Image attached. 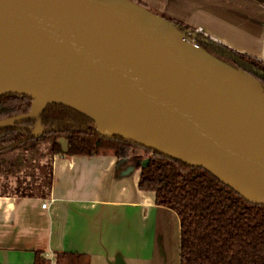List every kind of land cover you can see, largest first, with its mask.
<instances>
[{
  "label": "water",
  "instance_id": "obj_1",
  "mask_svg": "<svg viewBox=\"0 0 264 264\" xmlns=\"http://www.w3.org/2000/svg\"><path fill=\"white\" fill-rule=\"evenodd\" d=\"M236 79L252 91L232 90ZM8 94L31 103L0 129L60 104L90 118L105 138L201 167L264 205L258 82L135 0H0V96ZM125 158L134 168L149 161Z\"/></svg>",
  "mask_w": 264,
  "mask_h": 264
},
{
  "label": "crops",
  "instance_id": "obj_2",
  "mask_svg": "<svg viewBox=\"0 0 264 264\" xmlns=\"http://www.w3.org/2000/svg\"><path fill=\"white\" fill-rule=\"evenodd\" d=\"M135 1L264 63V0ZM50 168L45 197L0 194V264H179L178 217L138 188L131 158L56 154Z\"/></svg>",
  "mask_w": 264,
  "mask_h": 264
},
{
  "label": "trees",
  "instance_id": "obj_3",
  "mask_svg": "<svg viewBox=\"0 0 264 264\" xmlns=\"http://www.w3.org/2000/svg\"><path fill=\"white\" fill-rule=\"evenodd\" d=\"M178 31L188 27L165 17ZM197 47L252 76L264 93V63L198 33ZM31 99L25 95L0 96V120L26 111ZM43 128L34 135L36 127ZM50 142L51 155H96L106 150L117 158L130 155L149 158L138 165V188L152 192L157 205L174 211L179 220V264H264V205L245 200L232 188L201 167L121 137L105 138L87 116L60 104H48L37 120L0 129V155L38 142ZM140 149L142 154H133ZM51 168L47 178L51 188ZM3 194V193H2ZM5 194V193H4ZM21 196L32 193L21 191ZM58 264H88L84 254L63 253ZM33 264H48L36 254Z\"/></svg>",
  "mask_w": 264,
  "mask_h": 264
},
{
  "label": "rangeland",
  "instance_id": "obj_4",
  "mask_svg": "<svg viewBox=\"0 0 264 264\" xmlns=\"http://www.w3.org/2000/svg\"><path fill=\"white\" fill-rule=\"evenodd\" d=\"M229 86L239 94H248L253 89L249 82L240 79L231 81ZM49 148L50 142L42 141L1 154L0 194L20 195L21 191L35 194L46 192L52 157ZM107 151L110 150L104 152ZM133 154H142V151L134 149Z\"/></svg>",
  "mask_w": 264,
  "mask_h": 264
},
{
  "label": "built area",
  "instance_id": "obj_5",
  "mask_svg": "<svg viewBox=\"0 0 264 264\" xmlns=\"http://www.w3.org/2000/svg\"><path fill=\"white\" fill-rule=\"evenodd\" d=\"M198 32L202 33L200 28L195 29V32H194V33H191L189 36H190L192 39H194V38H195V34L198 33ZM187 35H188V34H187ZM45 206H46V203H42V207L45 208Z\"/></svg>",
  "mask_w": 264,
  "mask_h": 264
},
{
  "label": "flooded vegetation",
  "instance_id": "obj_6",
  "mask_svg": "<svg viewBox=\"0 0 264 264\" xmlns=\"http://www.w3.org/2000/svg\"><path fill=\"white\" fill-rule=\"evenodd\" d=\"M184 32L186 33V34H188V36L191 34V33H194L195 32V29H191V28H187V29H185L184 30ZM198 33H200V32H198ZM198 33H196L195 34V36L198 34ZM203 34V33H202ZM204 35V34H203ZM205 36V35H204ZM211 39V38H210ZM211 40H213V39H211ZM214 41V40H213ZM216 42V41H215Z\"/></svg>",
  "mask_w": 264,
  "mask_h": 264
},
{
  "label": "bare ground",
  "instance_id": "obj_7",
  "mask_svg": "<svg viewBox=\"0 0 264 264\" xmlns=\"http://www.w3.org/2000/svg\"><path fill=\"white\" fill-rule=\"evenodd\" d=\"M255 101H257L258 103H260L259 105L260 106H264V99H262V98H259V97H255Z\"/></svg>",
  "mask_w": 264,
  "mask_h": 264
}]
</instances>
